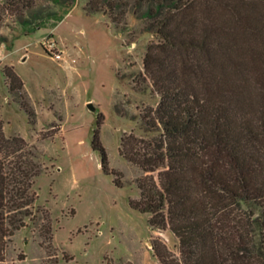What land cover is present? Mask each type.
Listing matches in <instances>:
<instances>
[{"label":"trees","instance_id":"obj_1","mask_svg":"<svg viewBox=\"0 0 264 264\" xmlns=\"http://www.w3.org/2000/svg\"><path fill=\"white\" fill-rule=\"evenodd\" d=\"M9 1L18 9L34 5ZM133 1L134 13L147 18L144 30L156 36L133 87L142 91L148 84L158 100L138 114L151 135L123 133L119 153L141 170L138 197H130L129 205L148 215L150 227L168 229L179 251L154 238L153 255L160 264H264V0ZM128 4L96 0L83 9L108 11L118 24L113 11L124 12ZM2 73L34 125L36 111L22 78L13 65H4ZM101 118L99 112L92 148L100 152L102 169L122 186L100 140ZM41 171L35 146L20 134L7 135L0 116V264H18L6 261L5 248L16 230L36 220L46 240L44 264H60L52 250L50 211L36 203L33 185ZM250 201L259 203V216L242 206Z\"/></svg>","mask_w":264,"mask_h":264},{"label":"rangeland","instance_id":"obj_2","mask_svg":"<svg viewBox=\"0 0 264 264\" xmlns=\"http://www.w3.org/2000/svg\"><path fill=\"white\" fill-rule=\"evenodd\" d=\"M67 1L72 5L34 0L32 7L18 9L9 0H0L4 130L35 146L42 163L33 185L36 203L50 211L52 250L60 264H113L119 259L159 264L151 256V240L161 239L178 254L177 238L168 229L150 227L148 215L129 205L130 197H138L135 178L141 170L119 153L123 133L151 135L143 131L138 114L158 99L148 84L136 90L133 80L143 68L147 44L156 36L144 30L147 18L134 13L133 0L124 12L113 11L119 14L118 24L110 20L108 11H84L86 3L96 0ZM146 8L144 4L140 11ZM4 65H13L24 82L25 97L36 111L34 125L20 107L17 93L9 90ZM88 102L97 110L91 111ZM99 112L100 140L109 166L121 172L122 186L102 169L100 152L92 148ZM242 206L261 214L258 202H242ZM40 222L29 221L14 232L5 248L6 261L44 264L46 240L39 233ZM259 230L256 220V240Z\"/></svg>","mask_w":264,"mask_h":264},{"label":"water","instance_id":"obj_3","mask_svg":"<svg viewBox=\"0 0 264 264\" xmlns=\"http://www.w3.org/2000/svg\"><path fill=\"white\" fill-rule=\"evenodd\" d=\"M87 107L91 110V111H96L97 107L93 104V102H88L87 103Z\"/></svg>","mask_w":264,"mask_h":264},{"label":"crops","instance_id":"obj_4","mask_svg":"<svg viewBox=\"0 0 264 264\" xmlns=\"http://www.w3.org/2000/svg\"><path fill=\"white\" fill-rule=\"evenodd\" d=\"M149 250L151 251V256L153 257V259H154L155 261H157V263L160 264V262L157 260V258L153 255L152 249L149 248ZM134 264H136V263H134Z\"/></svg>","mask_w":264,"mask_h":264}]
</instances>
